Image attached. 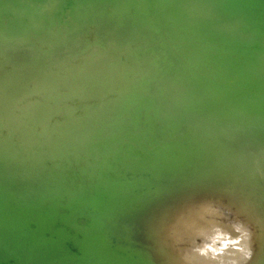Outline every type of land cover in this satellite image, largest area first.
I'll return each mask as SVG.
<instances>
[{
	"label": "bare ground",
	"instance_id": "6f19581e",
	"mask_svg": "<svg viewBox=\"0 0 264 264\" xmlns=\"http://www.w3.org/2000/svg\"><path fill=\"white\" fill-rule=\"evenodd\" d=\"M86 1L92 0H62L59 10L57 1L49 0L39 8L36 20L28 23L26 15L19 23L16 17L5 22L0 17V36H26L0 42V216L12 229L0 231V260L11 257L17 264H264V115L254 109H236L239 101L247 105L254 99L229 90L219 79L225 77L229 85L239 75L248 87L264 90V20L255 21L264 14L260 0L247 2L240 12L239 7L229 12L218 9L224 0H118L122 8L96 18ZM10 4L23 6L19 0ZM80 4L86 9H75ZM66 7H71L73 24L68 30L72 32L61 35L59 23ZM2 13L8 16L10 11ZM246 17L253 23L246 24ZM44 26L52 28L45 30L42 39L37 43L29 39L31 29L40 28L33 33L39 34ZM84 33L102 48L92 46L90 52L78 53L88 46L82 41ZM163 35L165 45L160 42ZM254 38L259 40L260 52L250 49L240 60L229 61L225 47L239 43L241 49L240 41ZM169 41L172 48L166 46ZM152 42L156 55L144 54ZM45 45L53 51L44 53ZM98 50L96 58L83 62ZM163 55L177 65L178 74L159 67ZM151 76H155L153 84ZM62 90L69 95H62ZM203 91L219 100H206ZM32 93H41L42 98ZM229 94L233 97L225 101ZM141 95H151L159 107L157 116L170 132L183 126L186 138L198 143V150H181L177 157L168 152L156 155L150 182L138 183L139 171L127 166L129 180L118 181L116 188L115 182L104 181L105 166L97 161L103 160L104 143L118 134L121 125L136 128L139 117L130 114ZM59 97L83 100L86 115L62 110ZM237 97L239 101L234 100ZM89 98L97 105L90 106ZM28 99L36 102L28 103ZM258 99L264 101V94ZM151 101L144 103L150 106ZM101 139L96 156L94 146ZM210 141V150L201 149ZM113 147L106 153L114 155ZM201 152L204 158L197 159L198 166L186 175L183 165L196 163ZM222 156L231 164L228 168L221 166ZM83 158L77 170L88 175L90 180L85 182L90 184L70 191L68 166ZM165 167L170 171L162 184L159 179ZM94 178L98 183L94 184ZM100 190L102 197L108 194V200L94 212ZM207 194L227 199L226 209H235L230 222L224 221L226 214L220 207L202 197ZM28 222H33V230L26 228ZM57 223L63 227L57 228ZM95 228L98 232H92ZM65 240L72 242L78 256L63 247Z\"/></svg>",
	"mask_w": 264,
	"mask_h": 264
},
{
	"label": "water",
	"instance_id": "95a60500",
	"mask_svg": "<svg viewBox=\"0 0 264 264\" xmlns=\"http://www.w3.org/2000/svg\"><path fill=\"white\" fill-rule=\"evenodd\" d=\"M0 1H4V0H0ZM49 0H19L20 4L19 6H22L20 8H15L14 5L10 4V0H5L4 4H0V10H5V11H10V13L8 14V16H6L5 13L1 14V19L3 20V22L8 21L13 19L14 17H16L17 22H21L23 20V17L26 15L27 18H29V20H27V23L32 21V20H36L37 18V14L40 13V7L44 6ZM57 1V9H62V0H54ZM72 3H75L76 0H71ZM78 1V0H77ZM245 1V2H244ZM242 2L243 5H240L239 3ZM247 2H252V0H224L219 2V5L217 6L218 9H223L224 11L226 10V12L232 11V10H236L239 7V12L243 11V7H245V4ZM261 4L264 6V0H260ZM135 1H131V5L134 4ZM86 4L91 6V16L93 18H96L98 15H110L111 13L117 11L118 9L122 8L123 5L121 2H119L118 0H110L107 2H103V3H98L95 0L92 1H86ZM233 4V5H232ZM136 5V4H134ZM232 5V6H231ZM85 6L83 4L77 5L75 7V9H84ZM70 9L71 7H66L65 8V16L63 17V21H61V23H59L61 25V29H59V32L61 33V35H64L66 31L68 32H72L71 30H68L70 27V24H73V21L70 19ZM86 9V8H85ZM28 10V13H26V11ZM134 10H130L128 12V15L131 16ZM131 12V13H130ZM120 13V12H119ZM181 14H183L182 12H180ZM86 14V12H85ZM84 14V15H85ZM230 14V13H229ZM79 15L84 16L82 14L79 13ZM86 17V16H85ZM123 15L119 16V20L123 19ZM259 19L264 20V14L261 15H257L255 17V21H257ZM41 21V20H40ZM40 21H36V23H40ZM252 21L250 19V22L248 21L247 17L245 18V23L250 24ZM253 23V22H252ZM213 23H211L212 25ZM55 26V25H54ZM207 26V25H205ZM209 26V25H208ZM52 28V26H44L41 31L39 32V34H33L36 31L40 30V28H34L31 29V31L29 32V36L31 40H35L36 43L38 42V40L42 39L44 34H45V30ZM55 29L57 31V25L55 26ZM74 30V29H73ZM74 34V32H73ZM84 35L86 37L83 38L82 41L87 42L88 46L85 49L79 48L78 49V53L80 54H84L87 52H90L91 47L95 46V47H99L102 48L100 45L94 44L90 41V39H88V34L84 33ZM80 35H77L75 37V39L77 37H79ZM64 37V36H63ZM138 38L140 37V35L138 34L137 36ZM165 35L162 36V38H160V42L162 43L161 45H165V43L163 42H167V40L165 39ZM25 39L26 36L24 34L18 35V36H7V37H3L0 36V42L4 41L5 39H11L13 41H16L18 39ZM49 42H51V37H47L46 38ZM63 40H65V38H62ZM141 39V37L139 38ZM136 40V42L141 41V40ZM259 40L254 38L252 39V41L250 42L242 40L240 41L241 45V49L238 48V44L239 43H235V45L228 47H225L227 50V57L229 58V61L231 60V62L234 60H236V58L238 57L240 60V55L243 57L245 55L244 51H248V50H252V52H260L257 49V42ZM16 43V42H15ZM237 44V45H236ZM167 47L172 48V43L169 41L166 44ZM174 47V46H173ZM235 47V48H234ZM155 48V43L152 42L150 44H148V47L145 48V52L144 54H151V55H156V51L153 52ZM41 49V48H40ZM176 49V48H175ZM179 49V48H178ZM52 47L50 45H45L43 46V52L44 53H49L52 52ZM108 52L110 54H117L120 51H113V50H108ZM101 53V50L95 51V52H91L90 55L88 57H85L84 59V63H87L89 61H92L94 58H96L99 54ZM181 55V54H180ZM179 58V57H178ZM72 61V56L71 58H69ZM79 58H76V60H78ZM251 63H248V66ZM210 65H212L210 63ZM230 68L233 69V64H230ZM159 67L165 68V69H169L170 72L169 74L171 75H175L178 74V67L176 64L171 63L170 61H168L167 56L163 55L162 56V62L159 65ZM188 72L185 69L184 74ZM239 75H237V80L232 83L230 81L231 84H226L227 83V79H225V77L223 78H219L223 84L227 85L228 88H230L229 90H235L236 92H242L245 94H248L250 96H252V98L254 99L252 102H249L247 105H244L242 103V100H240V97L234 98L235 101H239L238 104V110H247V109H254L257 112H260L262 115H264V101H259L258 98H260V95L264 94V90H260L257 88H250L247 85H245L243 80L244 78L239 77ZM149 77L146 76L147 80ZM155 78V76H151L152 82L151 84H153L156 80H153ZM243 79V80H242ZM256 79H258L256 77ZM255 79V80H256ZM229 83V81H228ZM259 84V83H257ZM139 85H142V83H140ZM205 91V90H204ZM202 92V95H206L205 99L206 100H211L212 102H216L219 99L217 98L216 95L211 94V93H207V92ZM62 95L66 96L69 95V91L67 90H62L61 92ZM32 95L38 97V98H42L41 93H32ZM234 96H238V95H234ZM61 97V96H60ZM58 99V103L61 104V109L62 110H66V109H73L74 110V114L79 115V112H81V115H86L84 112V108H85V104L84 101L81 99H70V100H63L64 98H60ZM233 96H231V94H229V96L227 98H225V101H228L229 98H231ZM108 96H105V99H108ZM93 98H89V100H91ZM152 97L150 96H139V99L137 100V102L135 103V108H133L131 110V118L134 117H139V121L136 124V128H132L131 126H124L121 125L117 131L118 134L115 135L114 137H112L111 139H108V141L106 143H104L105 146V150L101 153L100 157L103 160H99L97 161L98 163H103L104 167V172L102 175V178L104 179L105 182H115L116 184V188L119 187V184L117 183L118 181H124L127 182L128 179V172H125V167H129V166H133L132 168H137V170L139 172H137V174L135 176H137V181L138 183H140V180H142L143 182H150L151 181V171L153 170V168L151 167L153 161L155 160L156 155L157 156H161L162 154H164L165 152H168L170 154H172L173 157H177L180 153L181 150H198V143L189 140L186 138V135L183 131V126L181 129L176 130L174 132H170V130L168 129V127L166 126V124H164L163 119H160L157 116V110H159L158 105H156L157 103H155V101H151ZM149 100L151 101L150 106H147V104L144 103V101ZM26 102L28 103H33L36 102L35 100L32 99H28ZM38 102V101H37ZM40 103H42L43 101H39ZM52 103V102H51ZM90 106H95L97 105V101L96 100H91L89 102ZM158 114H161V111H158ZM123 115V113L119 114L118 117H121ZM0 116H1V112H0ZM60 119H62L63 117H59ZM130 122H132L130 120ZM1 128V127H0ZM104 141L103 139H101L99 142L95 143L96 145L94 146V149L97 150L96 152V156H98L99 151L97 149V145ZM108 142H111V145H114L113 150H114V155L111 154H107V149L111 148V145H109ZM211 142V141H210ZM211 143H208L206 146L201 147V149H208L210 150L211 148ZM39 150H41V147H38ZM112 149V148H111ZM204 152H201L199 155H197L195 157V160L197 161V159H203L204 158ZM221 159L223 160V163L221 166H223L224 168H228L231 164L230 163H226V159L224 156L221 157ZM83 159H79V160H73L71 161V165L68 166V170H67V178L69 179V181H67L68 183V188H70V191L73 190H78V188H80V186H85L87 187L88 184H90V181L85 182V180H90V178L88 177V175H86L85 173H81L77 170V168L81 165ZM74 163V164H73ZM198 161L195 163H192L190 165V163H185L183 165L185 174L187 175L189 173L190 168H196L198 166ZM107 164L109 166H111L110 168H108ZM140 164V165H139ZM76 168V169H75ZM48 170H51V167H47ZM170 169L168 168H164L161 170V179H159V182H161L162 184L164 183V178L166 173L169 172ZM194 173L197 172V169H194L193 171ZM241 173L243 174L244 172L241 171ZM237 174H233L232 178H236ZM120 179V180H119ZM244 179H247V177L245 176L244 178H242L239 181H243ZM71 180V181H70ZM93 180H95L94 184L98 183V179L94 178ZM233 183L229 184V188H232ZM262 187V186H261ZM102 190V189H101ZM98 191V194H102V192ZM93 196H97L95 193L93 194ZM203 198H206L209 202L212 203V205L214 207H217L222 210L223 214H226V218H223L224 221L226 222H230L233 219V213L235 211V209H231V210H227L225 207V204L227 203V199L225 197H220L218 195L214 196L211 194H207L205 196H202ZM102 199H104L105 201L102 202ZM108 200V194H105L103 197L101 195L100 198L95 199L93 205H94V209L93 211H99L100 209H102V207L104 206V203H106V201ZM86 225H88V223H90V220L88 219L89 216L86 217ZM83 219H79V220H84ZM85 224H82L85 225ZM57 228H59L61 226L60 223H57ZM63 227V226H61ZM26 228H28L29 230H33L35 228V226L33 225V222H28L26 224ZM66 229V228H65ZM0 231L3 232H12V229L10 227V225L6 222L3 221V219L0 216ZM66 232L69 233L70 235H72L73 233H71V231H68V229H66ZM92 232H98V229L95 228L94 230H92ZM46 237H49V235H47V233L44 234ZM50 237L52 239H55V237L53 235H50ZM110 238L115 239V236L110 234ZM63 247L65 249H67L68 252H70L71 254H75L77 255L76 252V248L73 246L72 242L70 240H65L63 242ZM125 253V252H124ZM0 264H17L15 263V260L11 257L5 259V260H0Z\"/></svg>",
	"mask_w": 264,
	"mask_h": 264
},
{
	"label": "rangeland",
	"instance_id": "374dc122",
	"mask_svg": "<svg viewBox=\"0 0 264 264\" xmlns=\"http://www.w3.org/2000/svg\"><path fill=\"white\" fill-rule=\"evenodd\" d=\"M64 16H65V15H64ZM64 16H63V17H64ZM63 20H64V19H63ZM63 20H62V21H63ZM70 25H72V24H70ZM60 27H61V25H60ZM70 27H71V26H70ZM94 44L99 45L97 42H95ZM177 229H178V228H177ZM182 231L184 232V229H182L181 232H182ZM172 249H174V248H172Z\"/></svg>",
	"mask_w": 264,
	"mask_h": 264
}]
</instances>
